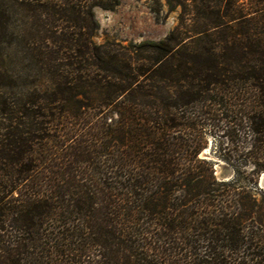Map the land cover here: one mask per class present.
<instances>
[{
    "label": "trees",
    "instance_id": "obj_1",
    "mask_svg": "<svg viewBox=\"0 0 264 264\" xmlns=\"http://www.w3.org/2000/svg\"><path fill=\"white\" fill-rule=\"evenodd\" d=\"M165 2L97 43L120 0H0V264H264V0ZM202 117L250 137L237 177Z\"/></svg>",
    "mask_w": 264,
    "mask_h": 264
},
{
    "label": "rangeland",
    "instance_id": "obj_2",
    "mask_svg": "<svg viewBox=\"0 0 264 264\" xmlns=\"http://www.w3.org/2000/svg\"><path fill=\"white\" fill-rule=\"evenodd\" d=\"M94 11L99 23L93 35L97 43L161 39L176 25L178 14V12H168L165 0H120V4L113 10L96 7ZM204 120L206 122L204 129L201 132L199 127L192 138L195 142L200 140L206 142L205 147L200 151V157L206 158L213 164L215 175L219 180L229 181L234 176L237 177L235 171L239 161L236 160L247 152L246 143L250 137L242 129H234L230 125L225 126L226 124L221 127V122L217 119L206 120L202 117V121ZM260 175L255 185L246 181V184L257 193L258 199L261 198L260 191H264L259 186Z\"/></svg>",
    "mask_w": 264,
    "mask_h": 264
},
{
    "label": "water",
    "instance_id": "obj_3",
    "mask_svg": "<svg viewBox=\"0 0 264 264\" xmlns=\"http://www.w3.org/2000/svg\"><path fill=\"white\" fill-rule=\"evenodd\" d=\"M259 186L264 189V172L260 175Z\"/></svg>",
    "mask_w": 264,
    "mask_h": 264
}]
</instances>
